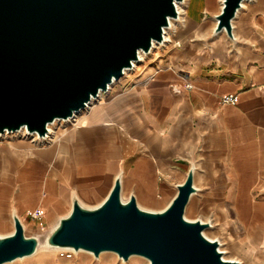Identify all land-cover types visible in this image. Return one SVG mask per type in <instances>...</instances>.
Returning a JSON list of instances; mask_svg holds the SVG:
<instances>
[{"label": "crops", "instance_id": "1", "mask_svg": "<svg viewBox=\"0 0 264 264\" xmlns=\"http://www.w3.org/2000/svg\"><path fill=\"white\" fill-rule=\"evenodd\" d=\"M218 3L186 0L184 14L194 24L181 43L166 46L141 80L95 105L87 126L100 131L107 123L116 149L83 157L80 149L90 136L79 137L80 146L69 130L61 135L66 161L59 168V143L0 138V234L14 229V215L23 226L56 222L74 197L97 205L117 176L122 198L134 194L147 209L166 207L190 169L196 190L189 201H204L222 180L231 218L242 222L239 192L251 205L264 206V0L241 4L232 36L214 30ZM226 94H235L236 101L224 102ZM41 192L55 197L52 213L36 203ZM188 207L221 219L215 205ZM256 220L264 230V216Z\"/></svg>", "mask_w": 264, "mask_h": 264}, {"label": "water", "instance_id": "2", "mask_svg": "<svg viewBox=\"0 0 264 264\" xmlns=\"http://www.w3.org/2000/svg\"><path fill=\"white\" fill-rule=\"evenodd\" d=\"M179 1L0 0V133L25 127L44 136L50 122L80 111L132 66L139 50L149 52L154 41H163ZM242 1L223 0L215 32L232 36ZM195 190L190 169L167 206L152 210L134 194L123 199L117 176L95 206L74 197L45 243L95 256L111 250L124 260L138 254L150 264H237L203 233L208 222L185 218ZM13 220L14 229L0 234V264L31 255L40 244L18 216Z\"/></svg>", "mask_w": 264, "mask_h": 264}, {"label": "bare ground", "instance_id": "3", "mask_svg": "<svg viewBox=\"0 0 264 264\" xmlns=\"http://www.w3.org/2000/svg\"><path fill=\"white\" fill-rule=\"evenodd\" d=\"M209 5H215L219 1L220 9L223 4V0H206ZM249 0L242 1V5H244ZM186 3V0H182L176 3V8L178 10V16L177 17H170L169 18V24L164 27V41L163 42H157L154 41L152 47H155L156 45L164 46V48L168 45H179L181 43L180 37L181 35L191 26V23L189 19L185 16V14L182 12V4ZM144 51L139 50L138 57L141 59ZM136 63V60L133 61L132 66L134 67ZM129 68H126L124 72H127ZM111 88V84L109 85L108 89ZM106 90V91H107ZM103 91L99 92V95L97 97H92L90 101L86 104L84 108L87 109V111H90V115L87 118H84L86 114L78 116V113L82 111H75L74 114L66 119H60L57 118L54 121L50 122L48 124V132L44 136H38L36 133H30L26 130L25 127H22L21 129L17 130L18 136L22 137H30L32 139H35L40 144H53V143H59L60 147L63 145L61 143V135L67 134L69 130L70 133H72L78 144L81 146L82 142L79 141V137L86 135H89L91 140H86V143L84 144V147H81L80 149V155L83 157H87L89 154H94L95 151H102L104 153H108L114 149H116L115 145L111 144V138L112 135L108 133L107 131V123L105 124V127H100V131L97 129H92L89 126H87V121L89 118L96 115L97 113H91V112H97V109L95 107L96 104L104 102V100H100L102 97ZM100 100L98 103L91 105L93 100ZM108 111V110H107ZM106 113V111H104ZM58 120H65L66 122H70L68 126L65 128L57 129L56 131L51 127L52 124L55 122H58ZM15 132V131H13ZM4 136H8L9 132L5 131L3 133H0ZM10 136V135H9ZM14 136V135H11ZM10 136V137H11ZM62 150H60V154L57 157L56 161L54 162L56 164V167L62 168L64 162L66 161V153L63 149V146L61 147ZM217 189L213 190L209 197H207L204 201L200 200L197 201L194 197H191L188 206H194L196 209H202L205 207L206 204L209 205H215L217 208L216 214L221 217L222 222L228 226L227 229L224 231L225 239L228 243V246L231 248V252H236L240 257L246 261H254V254L257 253L261 256H264V230L262 227V224L260 222H257V217L264 216V206L262 204H259L258 207L255 205L250 204V200H246L247 198L239 192L236 197V205L238 208V212L240 217L242 218L243 227L246 231L245 235L242 236L240 234L241 231V223L233 218H231L230 213V219L227 217L226 209L224 206V187L225 182L222 180L216 181ZM43 192V190H42ZM40 193L39 196L36 197V203L40 204V201H42L44 204L40 205V208L43 209L46 207L50 213L54 210V205L51 202L53 198L49 197H43L44 194ZM29 198V199H34ZM21 199V198H18ZM198 202V204H196ZM24 203V200L22 201ZM17 204V203H16ZM227 234V235H226ZM243 241H242V239ZM240 238V239H239ZM263 239V246L261 247V241ZM260 246V247H259ZM221 250V249H220ZM76 252L75 258H67L64 259L62 257L58 258L59 262L58 264H115V257L110 252H103L98 261H90V257L88 256V252L84 250L80 251H74ZM72 256V255H71ZM119 258V257H118ZM223 258L225 259H234L233 257H228L226 255H223ZM238 263L241 261L236 260ZM36 264H44L42 260L39 259V261ZM124 264H134L132 261H128Z\"/></svg>", "mask_w": 264, "mask_h": 264}, {"label": "rangeland", "instance_id": "4", "mask_svg": "<svg viewBox=\"0 0 264 264\" xmlns=\"http://www.w3.org/2000/svg\"><path fill=\"white\" fill-rule=\"evenodd\" d=\"M186 7L187 6L185 3L182 4V12L183 13H185ZM163 50H164V46L156 45L155 47H151L149 52H144L141 59L138 58L136 60L134 67L133 66L129 67V70H127V72H124L120 78L112 81L111 88L107 91L106 90L103 91V94H102V97L100 100H104L105 98L109 97L111 94L123 89L126 86L132 85L135 82L141 80V78H143L147 74V72L149 71V68L151 66H153L159 60V58H161V56H162L161 54H162ZM100 100H97V99L93 100L91 105L98 103ZM82 109L83 110L78 113V116L84 115L88 112L86 108H82ZM60 119H64V118H60ZM68 123H70V122H66L65 120H58V122H55L54 124L51 125V127L53 128V132H54V130L56 131L57 129H60V128L70 127L71 125ZM68 125H70V126H68ZM7 135L8 136H4V135L0 134V138L1 137L2 138H4V137L8 138L11 135L18 136L21 134H18V132L15 131V132H9V134H7ZM31 140L37 142L35 139L31 138ZM85 205L95 206V205H89V204H85ZM142 207H144V206H142ZM69 211L70 210H65L63 215L67 214ZM233 215H236V214H234V212H233ZM184 216L187 219H191V220L200 219L204 222L209 223V226H207L203 229V233L207 237H209L211 239H216L219 241L218 248L221 249V251L223 252L222 256L226 255L228 257L235 258V260L241 261L239 263L237 262V264H264V256H261L257 253H255L253 256L254 261H246V260L242 259L240 257L241 255H239L238 253L231 252V248L228 246V243H227L225 236H224V231H225V229L228 228V226H226L221 221V219L217 218L214 213H212V212H201V211L198 212V211H194V210H192L186 206L185 211H184ZM55 223L56 222H46V223L43 222V224L26 223V225H24L26 233L37 235L40 239V244H39L37 250L31 255L16 258V259L9 261V262H6L4 264H36L39 261V259L42 260V262L44 264H58V262H59L58 258H60V257H62L64 259H67L70 257L75 258L76 252H74V251H80V250H84V251L88 252V256L90 257L91 262L92 261L97 262L100 255L103 252H110L115 257V261H114L115 264H124L128 261H132V263H134V264H150V261L148 258L141 256V255H138V254L130 255L127 260H124L122 257L118 256V254L116 252L111 251V250L102 251L99 253L98 256H95L93 254V252L85 250V249L74 250L71 247L48 246L45 243V236L49 232V230L53 227V225ZM245 233H246L245 229L241 227L240 234L242 236H244ZM241 239H242V237H241ZM242 241H243V239H242ZM262 241H263V239H262ZM260 246L261 247L263 246V242L261 243Z\"/></svg>", "mask_w": 264, "mask_h": 264}, {"label": "built area", "instance_id": "5", "mask_svg": "<svg viewBox=\"0 0 264 264\" xmlns=\"http://www.w3.org/2000/svg\"><path fill=\"white\" fill-rule=\"evenodd\" d=\"M163 41H164V37H163ZM163 41H161V42H163ZM222 100L224 102H235L236 101V95L235 94H226V95L222 96ZM36 216L37 215H35V217Z\"/></svg>", "mask_w": 264, "mask_h": 264}]
</instances>
